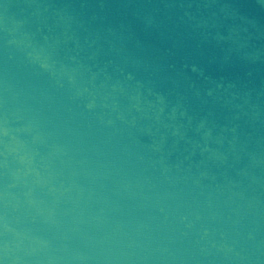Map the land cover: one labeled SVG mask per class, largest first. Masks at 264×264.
Masks as SVG:
<instances>
[{"label":"water","instance_id":"water-1","mask_svg":"<svg viewBox=\"0 0 264 264\" xmlns=\"http://www.w3.org/2000/svg\"><path fill=\"white\" fill-rule=\"evenodd\" d=\"M0 264H264V0H0Z\"/></svg>","mask_w":264,"mask_h":264}]
</instances>
